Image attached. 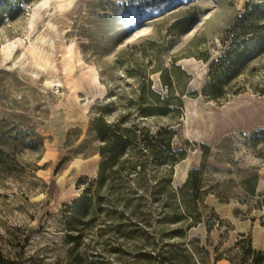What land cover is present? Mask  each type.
Returning <instances> with one entry per match:
<instances>
[{
  "label": "rangeland",
  "instance_id": "rangeland-1",
  "mask_svg": "<svg viewBox=\"0 0 264 264\" xmlns=\"http://www.w3.org/2000/svg\"><path fill=\"white\" fill-rule=\"evenodd\" d=\"M39 1L20 0L0 23L6 264H248L243 250L264 251V45L218 98L206 87L247 9L260 34L264 0H75L55 16ZM33 48L52 54V69ZM97 117L129 138L102 179L110 141ZM85 187L91 205L69 229L79 206L64 203Z\"/></svg>",
  "mask_w": 264,
  "mask_h": 264
},
{
  "label": "trees",
  "instance_id": "trees-1",
  "mask_svg": "<svg viewBox=\"0 0 264 264\" xmlns=\"http://www.w3.org/2000/svg\"><path fill=\"white\" fill-rule=\"evenodd\" d=\"M20 0H0V23L4 20H13L15 19L19 13L22 11ZM254 16L253 9H247L243 12L236 20L237 27L242 29L241 36L242 39L237 38L238 34L232 38L229 48L223 53V55L218 58L215 62H213L210 66V81L206 84L207 91L209 90L208 94L213 98H218L217 92L220 90L223 81L229 78L233 73L236 72L237 68L241 64V62L248 58L250 54L256 47L264 45V24L260 26V34L256 35L255 33L257 30L251 23L252 17ZM257 19V18H256ZM250 34L246 38L244 35ZM161 80L162 83L171 87V81L168 78V72L163 70L161 72ZM151 94H155L154 91H150ZM101 117H97L94 121V129L97 133V136L109 142L110 146L108 148V154L105 159L102 158L101 163L99 164V177L102 179L103 177V170L105 166L111 165L115 163L116 158L125 150V146L128 143L129 138L124 137L127 130H121L120 133L113 132L110 129V125H106L102 123ZM125 132V133H124ZM258 133H264V130H261ZM102 153V151H101ZM198 172V169H194L191 172V176L195 175ZM195 177V176H194ZM91 181L88 183L90 184ZM193 189H198V181L195 177L191 182ZM87 188L85 187L82 193L75 197L71 203H64L65 206L69 207H77L79 206L78 213L73 215L67 219V224L69 229H76V223L79 222V218L82 214L86 213L91 205L90 197H88ZM70 237V235H69ZM250 252L251 253V260L248 264H264V251L261 250H251L247 249L243 250V252ZM7 261L0 256V264H6Z\"/></svg>",
  "mask_w": 264,
  "mask_h": 264
},
{
  "label": "bare ground",
  "instance_id": "bare-ground-1",
  "mask_svg": "<svg viewBox=\"0 0 264 264\" xmlns=\"http://www.w3.org/2000/svg\"><path fill=\"white\" fill-rule=\"evenodd\" d=\"M63 2H66V4L64 5ZM74 2H75V0H40L38 3H36L35 6L39 7L44 12H50L51 9L54 8L55 11H54L53 15L55 16V15H64V13L66 11H68L70 8L73 7ZM30 26H31L30 27L31 30L34 29V27H35L34 21H31ZM49 27H50L51 31L56 32V25L55 24L50 23ZM48 44L49 45H47V46L51 47L52 41ZM4 47H5L4 59L5 60L10 59L12 52H13L14 44L8 42V44H6ZM29 53H30L31 58H34L36 64L40 68L42 67V65L40 64L39 58H43L42 63H44L46 67H48L49 69L53 68V64L55 61L52 60L53 56L49 51L42 53V52L38 51L37 49L33 48L32 50L29 51ZM72 57H73V44L70 43V45L64 46V48L62 49V52L60 53V58H62L64 62L68 63V61ZM11 59H13V58H11ZM64 66H66V64H64ZM57 80L58 79H55V81H57Z\"/></svg>",
  "mask_w": 264,
  "mask_h": 264
}]
</instances>
